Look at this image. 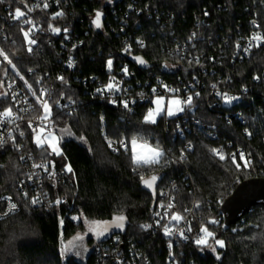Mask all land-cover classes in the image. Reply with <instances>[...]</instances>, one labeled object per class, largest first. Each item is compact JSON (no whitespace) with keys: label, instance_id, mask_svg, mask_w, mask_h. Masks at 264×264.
Returning a JSON list of instances; mask_svg holds the SVG:
<instances>
[{"label":"trees","instance_id":"16d2710c","mask_svg":"<svg viewBox=\"0 0 264 264\" xmlns=\"http://www.w3.org/2000/svg\"><path fill=\"white\" fill-rule=\"evenodd\" d=\"M67 2V15L57 19L53 10L26 8L22 0L4 2L13 11L25 8L28 15L22 19L32 16L39 24L33 48L24 36L27 26H9L0 3V33L6 37L0 38L3 72L22 87L30 83L37 89L38 80L53 83L52 128L60 134L62 152L39 146L32 130L25 148L37 160L54 161L67 176L64 182L47 184L52 196L66 203L45 211L35 206L31 192L18 190L25 172L18 153L9 148L3 155L0 199L8 197L18 211L0 220V264H63L61 241L83 228V219L103 224L121 215L126 230L113 235L120 244L111 245L109 253L135 247L151 264H169L168 239L162 231L144 230L161 194L174 198V211L188 215L194 230L206 228L213 234L207 245L180 244L175 254L181 264H264V207H253L226 230L221 219L222 204L240 183L264 179V48L248 59L234 57L239 38L252 30V20L264 35V0H116L114 7L103 6L101 0ZM97 12L105 20L102 30L94 32ZM56 24L72 25L76 41L84 42L73 52L74 71L59 63L62 49L49 34ZM127 45L131 53L124 51ZM124 65L132 73L127 83L135 95L158 79L178 88L196 82L199 95L179 116L165 114L154 125L145 123L150 100L138 102L128 113L94 94ZM211 85L240 96V101L223 106L207 89ZM62 100L77 105L72 115L56 108ZM105 138L124 140L128 147L114 153ZM134 139L162 151L159 163L135 164L130 148ZM238 149L252 161L243 163ZM153 176L156 180L148 187L144 181ZM0 206L3 210L5 205L0 201ZM59 213L67 218L62 220ZM113 236L105 240V234L100 241L110 244ZM216 240L224 246L214 254L209 246ZM100 255L92 250L83 263L69 258L66 264H102Z\"/></svg>","mask_w":264,"mask_h":264},{"label":"built area","instance_id":"2783aa9c","mask_svg":"<svg viewBox=\"0 0 264 264\" xmlns=\"http://www.w3.org/2000/svg\"><path fill=\"white\" fill-rule=\"evenodd\" d=\"M5 1L6 0H0V3H3L5 6L4 19H6L9 26L16 22H19L24 27L27 26V29L24 31V36L25 33H27L25 38L28 41L30 48H33L36 45V41L33 39V36L39 28V24L32 22V16H28V20L22 19V16L28 15L27 10H24L25 8H18L22 13H24V15L16 18V11L12 10V5L10 6V4L4 3ZM22 1L23 3H27L26 8H39L43 11L53 10V19L64 17L68 12L67 0ZM45 4L47 7L44 6ZM114 4L115 2L108 6L114 7ZM130 10L132 11V8H130ZM58 13L60 15H57ZM104 20L105 18L102 16L100 19L101 26L98 28L94 23L91 24V29L94 32L102 30V21ZM251 27V32L246 36H241L239 41L236 43L234 54L235 58L240 60L248 59L255 50L264 48V39H254V37L257 36L264 37L260 24L256 20H252ZM54 29H59V31H54ZM49 34L52 36V39L59 42V47L62 49L59 63L62 64L66 71H74L77 61L73 52L76 48L83 45V40L76 41L73 36L74 27L72 25H53L49 29ZM1 37L3 40H6L5 35L0 33V38ZM29 41H34V43H29ZM175 50L179 52L180 49L176 46ZM124 51L131 53L132 48L130 45H127ZM112 63L113 61H111V67L108 65V70L110 72L113 70ZM125 69L127 71H125ZM3 71V60L0 57V168L2 166V157L9 148L17 152L19 155V162L25 169L24 177L18 183V190H20L23 194L31 192L32 200L36 201V203H34L36 207L42 208L45 211H52L57 207L59 208L60 204L66 203V200L63 199L60 202V199H55L50 193L47 184L53 181L64 182L67 180L66 173L63 170L57 169L54 161H40L37 160L34 155L29 154L25 148L24 141L27 137L28 130L34 131L35 135H37V130L40 128H52L54 122L51 108V102L53 101V83L44 84L42 80H38L36 86L37 89L30 83H27L25 87H22L17 80L8 76ZM32 74L33 71H30L29 75ZM131 74L132 73H130L128 66L124 65L116 76L112 75L111 80L106 85L95 88L94 94L102 99H110L114 106H121L128 113L133 112L134 106L138 102H142L145 98L150 100L151 106L148 108L143 119V121L148 124H156L159 119L166 114V106L169 99L176 98L182 105L181 111L177 115L173 116L176 117L183 113L184 107L191 104L194 97L199 95L196 82H189L184 85L183 88H178L160 79L156 80L148 91H143L135 95L133 94V86L127 83ZM110 83L113 85L111 89L107 87ZM98 89H100V91H97ZM207 89L216 101L218 100L222 102L223 106H230L239 102L241 99L240 96H236L216 85H211L207 87ZM225 95L228 97H235L236 99L232 100L231 103H226L224 100ZM189 98H191L190 102ZM157 99H161L159 107L162 110L159 114H155L158 108L156 103ZM45 101L48 106L47 112L43 106V102ZM125 103H127V107H125ZM214 104L217 105L218 103L215 102ZM56 108L61 113L69 116L76 111L77 105L71 101L62 100L57 102ZM8 110H11L12 115H3V113ZM150 110L154 113V123L145 119ZM45 116L47 118H44ZM194 125L199 126L197 121L194 122ZM176 130L180 131L181 127L177 125ZM180 135H182V133H180ZM105 141L108 148L114 153H119L128 147L124 140L113 141L105 138ZM237 152L240 157H244V159H242L243 163L247 164L252 161L251 157L242 149H238ZM37 165H39V167H37ZM0 201L5 205L3 210L0 206V220L11 216L18 211L17 205H15L8 197L1 198ZM12 205H15V208H13ZM174 209V198L164 197L161 194L159 202L156 203L155 208L152 211L150 221L144 226V230L147 233H157L158 231H162V234H164V236L168 239L167 250L170 254L167 262L169 264H181L175 254L176 248L180 244L199 246L196 243V240L201 237H206V234L202 230H194L191 226V219L189 216L183 213L175 212ZM174 216H179L181 219H173ZM59 217L62 220L67 218V216H61L60 213ZM221 219H219L215 224H219ZM72 221L76 223L75 220ZM166 227L168 229L167 233L165 232ZM206 239L208 240V237H206ZM118 244H120V237L113 236V240L110 244H102L100 240L97 241L93 250L97 254H101L99 258L102 264H151L148 258L143 256L135 247H131L127 249V251L119 247L117 255H111L109 253V250L113 249L111 245L117 247Z\"/></svg>","mask_w":264,"mask_h":264},{"label":"rangeland","instance_id":"374dc122","mask_svg":"<svg viewBox=\"0 0 264 264\" xmlns=\"http://www.w3.org/2000/svg\"><path fill=\"white\" fill-rule=\"evenodd\" d=\"M114 2H115V0H101L102 5H111ZM172 100H178V99L174 98V99L168 100V103L166 106V114L168 117H173V116L177 115L181 111V108H182L181 103H179L178 105L177 104H170L169 102ZM169 107H171V109L174 113L173 115H168ZM38 139L42 142V143L38 144L39 146L46 145L50 148L51 151H53L52 146L54 145L58 149V152L53 151V153L57 154V153L62 152L61 146H60V144H61L60 134L57 133L53 128H51V129H45V128L38 129L37 135H36V141ZM134 140H137L138 142L143 143V141H139L138 139H134ZM144 143H146V142H144ZM147 144L149 146L153 147L151 144H149V143H147ZM130 148H131V146H130ZM155 149H157V148H155ZM131 152H132V159H133L134 152L132 149H131ZM135 154L139 155V156H150L151 155L150 153L147 152V150H145L142 147L137 148L135 150ZM157 163H159V161H157L155 163H150V164H157ZM135 164H137V163H135ZM140 164L145 165L144 163H140ZM82 221H83V228H81L72 238H70L68 240H62L61 241L60 254H61L63 264H66V261L69 258H72L78 262L83 263L86 260L87 256L93 250L95 243L97 241L101 240L103 238V236L106 234V232H104L103 235H98L97 232L99 230H96V231L91 230L94 227L93 222H95V221H89L86 219H83ZM218 247H221V246L215 243L213 246L212 245L209 246V249L214 254H216L215 251H213V248L216 250Z\"/></svg>","mask_w":264,"mask_h":264},{"label":"snow or ice","instance_id":"6c2138e0","mask_svg":"<svg viewBox=\"0 0 264 264\" xmlns=\"http://www.w3.org/2000/svg\"><path fill=\"white\" fill-rule=\"evenodd\" d=\"M44 6L47 7L46 4H45ZM22 15H24V13H22V12L20 11V9H16L15 17H16V18H19V17L22 16ZM57 15H60V14L58 13ZM100 19H101V13H100V12H97V13H96L95 20H94V23L96 24V27H98V28L101 26V25H100ZM54 31H57V32H58L59 29H54ZM65 31H66V30H65ZM25 36H27V33H25ZM254 39H264V37H259V36H257V37H254ZM29 43H34V41H29ZM0 55H3V53L0 52ZM4 59H5V60H8V57L5 55V56H4ZM137 59H140V58H137ZM8 62L11 63L10 60H8ZM140 62L143 63L142 60H140ZM108 65H109V67H111V61L108 62ZM125 71H127V70L125 69ZM60 79H63V78L61 77ZM107 87H108L109 89H111V88L113 87V85L110 83ZM97 91H100V89H98ZM190 99H191V98H189V102H190ZM234 99H236V98H235V97H228L227 95L224 96V100H225L226 103H231L232 100H234ZM156 103H157V105H158V108H157L155 114H159V112L162 110V109L159 107V105H160V103H161V99H157ZM169 103H170V104H177V105H178V104L180 103V101H178V100H172V101H170ZM43 106H44V108H45V110H46V112H47V108H48V106H47V102H46V101L43 102ZM125 107H127V103H125ZM173 114H174V113H173L171 107H169V109H168V115H173ZM3 115H5V116H11V115H12L11 110H8V111L4 112ZM44 118H47V117L45 116ZM145 119L148 120V121H151V122H153V123L155 122V119H154V113H153L152 110H150V111L148 112V115L145 117ZM37 143L39 144V143H42V142L38 139V140H37ZM132 143H133V152H134V155H133V161H134L135 163H137V164H140V163L150 164V163H155V162H157V159H156V158H158V157L161 155V153H160L157 149L150 148V147H148L147 145H140V147L145 148V149L147 150V152L150 153L151 155H150V156H139V155H136V154H135V149H136V147H137V142H136V140H133ZM52 148H53V151H54V152H58V149H57L54 145L52 146ZM213 151H216V150H213ZM220 158H221V159H224L225 157L221 154V155H220ZM234 159H235V157H233V160H234ZM241 159H244V157L241 156ZM37 167H39V165H37ZM237 167H239V165H237ZM68 171H71V168H70V167L68 168ZM141 179L143 180L144 178L141 177ZM155 180H156V177L153 176V177H151V181L145 180L144 183H145L148 187H151V186H152V183H151V182H152V181H155ZM33 203H36V201L34 200ZM170 206H171V205H170ZM12 207L15 208V205H12ZM124 219H125V217L121 215V216H117V217H115L114 220L111 221V222H104L103 224H102L101 222H93L94 227H93L91 230H93V231L99 230V231L97 232V234H98V235H103V233L106 232V231L108 230V228L111 227V226H113V225H114L115 227H117V228H123V221H124ZM173 219L179 220V219H181V217H179V216H174ZM213 223H215V221H213ZM202 231L206 234V237H210V236L213 235L211 232H208L206 228L202 229ZM165 232H166V233L168 232L167 227L165 228ZM206 237H201V238L197 239V240H196V243H197L198 245H207L208 241H207ZM216 244L220 245L221 247L224 246V242H223L222 240H216ZM213 251H215L214 248H213Z\"/></svg>","mask_w":264,"mask_h":264},{"label":"water","instance_id":"95a60500","mask_svg":"<svg viewBox=\"0 0 264 264\" xmlns=\"http://www.w3.org/2000/svg\"><path fill=\"white\" fill-rule=\"evenodd\" d=\"M155 205L156 202L154 200L151 211L154 210ZM255 206L264 207V179H250L240 183L235 188L232 195L222 204L221 214L224 220V230L243 219V217ZM125 230L124 221L123 228H117L113 225L106 231L105 240L109 239L114 234H123Z\"/></svg>","mask_w":264,"mask_h":264},{"label":"crops","instance_id":"0c3cea01","mask_svg":"<svg viewBox=\"0 0 264 264\" xmlns=\"http://www.w3.org/2000/svg\"><path fill=\"white\" fill-rule=\"evenodd\" d=\"M136 142H137V147H136V149L139 148L140 145H147L148 147L153 148V147L149 146L147 143H144V142L141 143V142H138L137 140H136ZM130 146H131V149L133 150V143H132V142H131V145H130ZM136 149H135V150H136ZM144 149H145V148H144ZM154 149H155V148H154ZM145 150H146V149H145ZM157 150H158V149H157ZM158 151L161 153V155H160L158 158H156V159H157V161H160V158H161V156H162L163 153H162V151H160V150H158Z\"/></svg>","mask_w":264,"mask_h":264}]
</instances>
